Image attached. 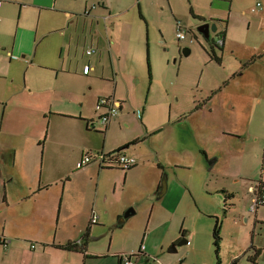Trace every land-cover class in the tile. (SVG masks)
Returning a JSON list of instances; mask_svg holds the SVG:
<instances>
[{
    "label": "crops",
    "instance_id": "1",
    "mask_svg": "<svg viewBox=\"0 0 264 264\" xmlns=\"http://www.w3.org/2000/svg\"><path fill=\"white\" fill-rule=\"evenodd\" d=\"M168 2L173 9L171 0ZM191 2L194 7L191 8L190 14L194 18H198L202 25L205 23L216 24L217 40H223L220 54L217 53V50L214 51L221 56V63L216 65L224 70V75L214 84V87H211L210 94L206 97L215 100L227 88H230L229 82L234 81L235 75L239 74V77L243 78L247 72L256 68L262 71V65L264 67V0H208V9L199 12L195 9L196 3L193 0ZM136 3L139 7L141 21L148 23V18L141 11L140 0L135 2L130 0H95V3L85 0V7L78 14L63 8V0H0V168L6 172L7 167L10 169V173L7 172V175L0 179V205L2 200L10 199L8 183L14 185V188L19 186L23 188L16 197L12 194L14 188L11 189L10 193L16 201L29 203L36 195L46 198L50 190H54L49 169L53 152L52 148L49 151L47 148L51 147V144L62 145L66 148L70 146L71 150L77 147L78 152L71 160L72 170L76 173L83 171L85 176L87 175L86 184L84 183L82 188L84 191L88 190V186L93 189L96 203L99 198L106 200L113 187L116 190L119 189L123 178L125 185L128 183L131 188L141 189L140 197H143L144 202L148 203V226L150 227L153 221L157 222V226L152 232H144L140 247V249L142 246L144 247L146 254L142 255L141 262L138 261L139 264H149L152 262L151 249L162 245L163 235L168 236L181 209L184 207L183 211L186 212L188 207H192V204L187 203L188 198L194 195L192 182L185 179L179 185L175 179L177 178L176 170L190 168L189 160L192 152L190 146L193 142H187L185 139L181 153L179 141L183 134L191 135L192 126L195 124L197 116L195 114L198 111L176 109L174 113L175 107L171 103L167 110L164 100L157 98V93L152 94L156 81L164 85L168 91V75L171 70L163 71V77L159 75L156 78L154 76L152 71L155 68L153 65L151 66L149 59V44H147L146 58L144 57V37L140 35L141 29L130 13ZM258 3H260V7H257ZM178 27L186 29L188 40L182 42L176 37L177 42L185 43L184 46L187 47L186 49L190 51L189 55H191L193 52L191 46L198 44V38L177 19L176 33ZM250 31L257 32L259 37L256 39H259L260 42L257 45H245L250 39L248 36ZM190 40H194V43H189ZM82 42L86 43V51L87 49L96 50V53L91 56L87 55V52L85 53L90 59L76 57V52L81 48ZM104 51H107L110 57L113 81L103 75L101 77L96 75L98 68L103 66ZM254 58L255 61L252 64L245 66ZM228 60L233 61L229 64ZM211 62L207 56V59H204V66H209ZM86 65L91 66L87 75L83 74V68ZM145 70L146 72L150 71V75L148 72L150 85H148L147 97L138 100L136 96H133V91L138 92V89L144 85ZM78 81H87L88 84L103 81V83L109 84V89L103 87L104 89L99 90L89 103L93 108L94 115L97 114L100 117L101 113L96 111L98 99L113 98L117 102L119 115L110 120L107 129L101 126L99 117L94 120L93 117L87 116V113L92 114V111L91 109L87 111V106L85 107L81 100L82 103L79 104L80 107L75 112L63 109L78 106L77 96L72 90ZM124 86L127 88V93L122 92ZM174 96L179 99L178 94ZM230 101H232L231 98ZM194 102L196 103L195 100L192 103ZM261 104H263V99H260L259 106ZM29 108L32 110H27ZM139 111L142 112V116L138 118L136 112ZM30 113L41 121H47L44 143L41 142V136L37 132L27 135L21 131L22 127L30 124L25 116ZM55 117L70 119L69 125L72 126L73 121L76 123L74 126L77 129H73L74 131L69 137H65L66 134H61V136L59 132H56L55 126L51 127ZM225 117L226 120L231 119V116ZM129 119L134 123L129 124ZM55 122L54 125H57ZM227 122H224L221 131L215 135L222 136L225 140L241 137L240 134H243V131L240 132L236 124L231 125L230 121ZM185 126L187 128H184ZM124 127L129 131L126 132ZM114 132L116 145L108 141ZM162 132L172 137V143L169 144H173V147L167 151H163L165 146L156 140ZM75 133L78 135L76 138ZM60 138L61 140H59ZM192 138L194 139V137H191V141ZM99 139H103V142L99 143ZM34 143H38L37 146H40L44 156L38 163L37 155H35L38 153V149ZM194 147L196 148L195 145ZM119 150L122 155L132 157L137 161L133 169L123 171L115 164H108L104 168L99 164V159L84 169L78 170L76 167V163L84 155H109ZM202 153L211 162V170H214L216 164L219 163L217 152L204 150ZM3 168L6 169L3 170ZM63 169L64 166L61 171ZM167 171H172L169 178ZM71 172L68 171V167H65V172L59 179L62 182L60 190L62 206L60 216L54 222L53 231L56 235L60 232H67L66 221L74 215L76 224H73L71 228L81 237L85 236L87 231L90 234L92 225L98 224L99 217L86 208L78 207L74 209L73 215L63 219V206L67 208L69 205ZM237 172L238 169L233 172V176ZM15 174L21 176L15 178ZM136 174L139 177L137 182L140 186L133 184L132 177ZM166 174L167 178H165ZM242 174L239 173L240 176ZM164 179H166L165 186H163ZM244 180H235V183ZM173 183H176L177 186ZM15 184L19 186H15ZM56 184L57 181H55V186L58 188L59 185ZM5 185L6 189L2 197L1 189ZM134 185L136 187H133ZM249 186L252 193L253 189L258 187L256 184ZM84 191L75 194L77 206L87 201ZM221 192L228 195L227 200L230 201H233L237 196V190L234 188L231 190L222 189ZM124 202L118 203L112 213L119 221L118 227H122L127 218L134 215L133 210L126 211L134 202L131 200ZM126 212L129 213L128 217H124ZM94 215L97 222L91 223ZM17 217L21 224H27L33 216L32 214H21ZM18 231V237L24 238V235L27 234L22 229H18ZM159 232H164L161 238L160 236L157 238ZM180 233L183 238L188 235L183 229L180 230ZM69 239L67 243H73L71 238ZM81 239L82 237L77 242ZM176 240L174 241L177 242ZM0 243L6 249L11 245L10 240L6 237H1ZM51 246L58 249L61 245L53 241ZM86 254H88L87 251L84 255ZM135 262V264L138 263ZM119 264H121L120 261Z\"/></svg>",
    "mask_w": 264,
    "mask_h": 264
},
{
    "label": "rangeland",
    "instance_id": "2",
    "mask_svg": "<svg viewBox=\"0 0 264 264\" xmlns=\"http://www.w3.org/2000/svg\"><path fill=\"white\" fill-rule=\"evenodd\" d=\"M130 1L135 2L136 0ZM193 1L196 3L195 9L198 12L208 9V0ZM89 2L95 3V0H89ZM140 3L141 11L148 18V23L141 21L137 3L135 7L131 8L130 13L141 29L140 35L144 37V57L146 58L147 44H149V59L151 66L153 65L155 68L152 71L154 76L156 78L159 75L163 77V71L171 70L170 73L168 72V91L164 85L156 81L152 94L157 93V98L164 100L167 110L171 103L175 107L174 113L176 109H185V111L195 109L198 111L195 112L197 116L194 115L196 121L192 126L191 135L183 134L179 141L181 153L185 139L187 142H193L196 146L195 148L191 143L190 168L176 170L177 178L175 179L179 185L185 179L192 182L194 195L188 198L187 202L192 204V207H188L186 212L183 211L184 207L181 209L167 237L163 235L164 232L157 233V238L159 236L161 238L163 235L162 239L164 238V240L162 245L151 249L154 262L149 264H217L214 247V227L217 221L220 223L219 258L221 264H230L233 259H238L239 264H253L250 258H253L257 251H260V254L256 258L255 264H264V206L255 210L254 194L249 189L251 184L255 186L256 182L261 180L264 183V67L262 65V71L256 68L247 72L243 78L239 77V74L235 75L234 81L229 82L230 88H227L217 99L206 98L210 94L211 87H214V84L224 75V70L212 62L209 66H204V59H207L208 56L206 52L212 41L217 40V35L211 33V40L207 41L197 32L202 23L190 14L191 8L194 7L191 0H171L173 9L169 6L168 0H140ZM62 7L78 14L85 7V0H63ZM177 19L198 38V44L191 46L193 52L189 56L184 54V50L187 48L184 46L185 43L177 42L175 29ZM248 36L250 39L245 45L260 43L259 39H256L259 37L257 32L250 31ZM106 47L108 48L107 44ZM86 48V43L82 42L81 48L76 52V57L87 60L89 57L85 55ZM217 52L220 54L219 50ZM109 59L108 52L104 51L103 66L98 68L96 75L98 77L103 75L113 81L114 76L111 72ZM232 61L228 60L229 64ZM161 70L162 72L159 73ZM148 85H150V80L148 72L145 70L144 85L138 89V92L133 91V96H136L138 100L146 98ZM103 87L105 89L110 88L109 84L103 83V81L91 84H88L87 81H78L72 87L77 96L76 101L79 102L78 106L63 109L75 112L80 107L81 100L85 107L87 106V111L90 109L92 111V114L87 113V116L97 120L99 116L94 115L93 108L89 103L99 90L104 89ZM122 88V92L127 93V88L125 86ZM175 94L179 95V99L174 96ZM260 99H263L261 106H259ZM194 100L196 103H192ZM197 106L199 108L196 110ZM136 114H138V118L142 116L141 111L136 112ZM25 116L30 124L22 127L21 131L27 135H30L31 132H37L43 138H40L41 142L44 143L47 121L37 119L32 113L25 114ZM225 116H231V119L226 120ZM69 120L55 117L54 121L57 122V125H54L53 121L51 127L55 126L56 132H59L60 135L66 134L65 137H69L72 135L73 129H77L74 126L75 122L72 121V126L69 125L71 122ZM227 121H230L231 125L236 124L240 132L243 131V134H240L241 137L225 140L224 137L215 135L221 131L224 122L228 123ZM128 123L134 122L129 119ZM102 127L104 128V126ZM124 130L129 131L125 127ZM168 135L162 132L156 138L165 146L163 151L173 147V144H169L172 143V137ZM76 136L78 135L75 133V138ZM192 136L195 142L193 138L191 141ZM108 141L113 145L117 144L115 132L108 138ZM101 142L103 139H99V143ZM37 144L34 143L38 149V153L35 154L38 163L44 156ZM174 145L176 146V144ZM51 148L54 155H51L49 169L53 180L52 189L54 190H50L46 198L36 195L33 201L29 203L16 201L13 196L16 197L23 188L17 184L15 186H19L18 188H14L12 184H7L10 199L2 200L0 205V238L6 237L10 240L11 245L6 249L0 243V264H119L120 256L125 254L130 256L135 252L137 253L141 247L144 232H152L157 226L155 221L150 224V227L148 226V203L144 202L143 197H140L141 189L131 188L128 183L125 185L123 178L119 189L116 190L113 187L106 200L99 198L98 203H96L93 189L88 186V190L84 191L82 188L84 183L86 184L87 175L85 176L83 171L76 173L71 167V160L78 152V148L74 147L71 150L70 146L66 148L62 145L51 144L47 150L49 151ZM204 150L217 152L219 163L216 164L214 170H211V162L202 153ZM63 166L64 169L61 171ZM65 167H68V171L71 172L72 170V172L69 180L71 185L70 198H68L69 205L67 208L63 206V219L73 215L74 209L78 207L86 208L99 217L98 224L91 227L87 239L86 251L88 254L86 255L81 252L55 249L51 246L53 241L56 244L65 245L69 242V238L71 241L77 242L81 237H84L83 235L79 237L76 231L71 228L73 224H76L74 215L66 221L67 232H60L56 235L53 231L54 222L58 220L62 206L60 191L62 182L59 179L65 172ZM236 169L238 172L234 177L233 172ZM7 172L10 173L8 167ZM7 172L0 168V179L6 176ZM171 172L167 171L168 178ZM239 173H243L242 176ZM167 174L165 178H167ZM18 176L21 175L15 174V178ZM132 178L133 184L140 186L137 182L138 175L136 174ZM241 179L245 180L235 183V180ZM165 180H163L164 185H166ZM55 181H57L56 185H59L58 188L55 186ZM135 185L133 187L137 186ZM173 185L177 186L176 183ZM2 188L3 197L6 185ZM12 188L14 191L11 190ZM231 188L237 190V196L233 201L227 200L226 194L221 192L222 189L231 190ZM10 191H12L13 196ZM80 191L85 192L87 201L77 206L75 194ZM127 200L134 203L126 211L133 210L134 215L127 218L122 227H118L119 221L112 213L118 203H125L124 201ZM225 205H227V209ZM21 214H32L33 217L28 220L29 223L21 224L17 217ZM18 229L26 231L27 234L24 235V238L17 236L19 234ZM181 229L188 234L184 238L180 233ZM175 238L180 240L177 241ZM182 240L188 241V244L177 246L176 253L171 252L172 246L177 245ZM143 252L146 254L144 249Z\"/></svg>",
    "mask_w": 264,
    "mask_h": 264
},
{
    "label": "built area",
    "instance_id": "3",
    "mask_svg": "<svg viewBox=\"0 0 264 264\" xmlns=\"http://www.w3.org/2000/svg\"><path fill=\"white\" fill-rule=\"evenodd\" d=\"M257 7H260V3L257 4ZM253 12H255V10H253ZM187 34H188V32L186 31V29L183 30L182 27H178L176 37L179 39V41L186 42L188 40ZM222 42H223V40L217 41V43H219L220 45L222 44ZM189 43H191V44L194 43V40H190ZM86 52H87L86 53L87 55L91 56L94 53H96V50L87 49ZM90 68H91V66L86 65L85 68H83V74H85V75L89 74ZM118 109H119V105L117 104V102L114 101L113 98H103L102 97V98L98 99L97 104H96V111L101 113L100 120L102 122V125L107 126L109 124L110 120L114 116L119 114ZM97 159L100 160L99 164L101 165V167H106V165H108V164H115L118 168L123 169V170H127L130 167H135L136 162H137L132 157L120 155L119 158L115 159L114 162L109 163V160H107L105 158V155L87 154V155H84L83 158L76 163V167H77V169L86 168L91 163H93V161H95ZM253 193H254V196H253L254 208L256 210V206L264 205V195L261 196L260 198H256L255 197L256 188L253 189ZM226 207H227V205H225V208ZM91 221H92L91 223L97 222V218L95 215L93 216V219ZM32 247H33V245H32ZM143 249H144V247L142 246L140 252L138 251L137 253L132 254L130 256L126 255V254L123 256H120L122 264H135L136 263L135 261H137V262L141 261L142 255L144 254ZM133 256L136 258H133Z\"/></svg>",
    "mask_w": 264,
    "mask_h": 264
},
{
    "label": "trees",
    "instance_id": "4",
    "mask_svg": "<svg viewBox=\"0 0 264 264\" xmlns=\"http://www.w3.org/2000/svg\"><path fill=\"white\" fill-rule=\"evenodd\" d=\"M221 45L219 43H217V42H212L210 44V47H209L208 51H207L209 60L212 61L215 64H220L221 63V56L217 54L218 52L216 53L214 51V50H219L221 52V50H222ZM254 61H255V58L254 59H251L250 62L247 63L245 66H249ZM148 67H149V70H150L149 61H148ZM149 70H148V72H149V75H150V71ZM198 108L199 107L197 106L196 107V110ZM118 111H119V109H118ZM116 116H114V117H116ZM99 119H100V117H99ZM100 122H101V120H100ZM102 126H104V125H102ZM108 126H109V124L107 126H104L105 129H107ZM120 155H122V154H121V152L119 150V151H116L114 153H110L109 155H105V158L107 160H109V163L110 162L112 163V162L115 161V159L119 158ZM104 168H106V167H104ZM133 168L134 167H130L127 170H130V169H133ZM121 170H123V169H121ZM123 171H125V170H123ZM256 184L258 185V187L256 188L255 197L256 198H260L261 196L264 195V183L261 182V181H259V182H256ZM225 198L228 199V195H226ZM260 206H264V205H258V206H256V209L259 208ZM219 226H220V223H219V221H217L216 226L214 227V247H215V252H216V255H217V257H216L217 264H221V261H220V258H219L220 257V255H219L220 254V244L219 243L221 241V238L219 236V230H220L219 229ZM88 233H89V231H87V233L85 234V236L82 237V239L79 242L67 243L65 245L59 246L58 249L68 250V251H75V252H81V253L84 254L86 252V249H87V238L89 237V234ZM140 251H141V249L139 250V252ZM259 254H260V251H257L256 255L253 258H250V261H252L253 264H255V260L259 256ZM133 258H136V257L133 256ZM147 260H149V259H147ZM151 261H154V259L153 260L151 259ZM230 264H239L238 263V259H233Z\"/></svg>",
    "mask_w": 264,
    "mask_h": 264
},
{
    "label": "water",
    "instance_id": "5",
    "mask_svg": "<svg viewBox=\"0 0 264 264\" xmlns=\"http://www.w3.org/2000/svg\"><path fill=\"white\" fill-rule=\"evenodd\" d=\"M217 25L216 24H213V23H205L204 25L200 26L198 29H197V32L202 35L207 41L211 40V33L212 34H215L217 32ZM189 53L190 51L185 49L184 50V54L185 56H189ZM163 186L164 183H163ZM129 216V213L126 212V214L124 215V217H128ZM187 241L186 240H182L181 242H179L177 245H173L172 248H171V252H175L176 253V248L177 246H182L183 244H186Z\"/></svg>",
    "mask_w": 264,
    "mask_h": 264
},
{
    "label": "flooded vegetation",
    "instance_id": "6",
    "mask_svg": "<svg viewBox=\"0 0 264 264\" xmlns=\"http://www.w3.org/2000/svg\"><path fill=\"white\" fill-rule=\"evenodd\" d=\"M138 264H139V262H138Z\"/></svg>",
    "mask_w": 264,
    "mask_h": 264
}]
</instances>
